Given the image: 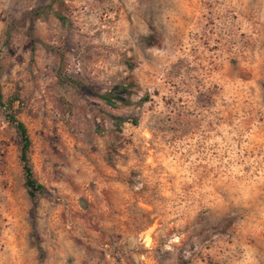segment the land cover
Masks as SVG:
<instances>
[{
    "label": "rangeland",
    "instance_id": "rangeland-1",
    "mask_svg": "<svg viewBox=\"0 0 264 264\" xmlns=\"http://www.w3.org/2000/svg\"><path fill=\"white\" fill-rule=\"evenodd\" d=\"M0 264H264V0H0Z\"/></svg>",
    "mask_w": 264,
    "mask_h": 264
},
{
    "label": "trees",
    "instance_id": "trees-1",
    "mask_svg": "<svg viewBox=\"0 0 264 264\" xmlns=\"http://www.w3.org/2000/svg\"><path fill=\"white\" fill-rule=\"evenodd\" d=\"M13 99L14 98H12V100H9L6 104L0 102V106L4 107L6 111H8L7 114L5 115L6 122L13 127L14 132L19 139L18 159L21 165L24 187L26 189V194L30 198H33L36 194H45V189L41 185L36 183V180L33 178L32 171L28 163L27 153L29 150L30 141L27 135L26 128L23 125V123L20 122L15 117V115L9 111V106L13 101Z\"/></svg>",
    "mask_w": 264,
    "mask_h": 264
}]
</instances>
